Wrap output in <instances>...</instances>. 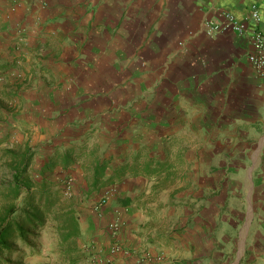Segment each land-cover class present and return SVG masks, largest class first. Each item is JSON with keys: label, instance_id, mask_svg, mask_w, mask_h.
I'll return each mask as SVG.
<instances>
[{"label": "crops", "instance_id": "crops-1", "mask_svg": "<svg viewBox=\"0 0 264 264\" xmlns=\"http://www.w3.org/2000/svg\"><path fill=\"white\" fill-rule=\"evenodd\" d=\"M225 11L244 34L206 32ZM255 28L264 34V0H0V84L35 85L23 108L65 137L69 166L78 130L107 138L106 151L83 146L105 154L90 166L106 159L102 181L148 160L194 172L157 195L163 174L86 188L82 207L71 208L74 241L99 264H264V70L247 59ZM162 152L178 156L157 159ZM206 152L239 154L245 176L224 170L206 192Z\"/></svg>", "mask_w": 264, "mask_h": 264}, {"label": "rangeland", "instance_id": "rangeland-1", "mask_svg": "<svg viewBox=\"0 0 264 264\" xmlns=\"http://www.w3.org/2000/svg\"><path fill=\"white\" fill-rule=\"evenodd\" d=\"M1 80L0 76V81ZM33 88H35L34 84H0V110L2 112L0 118V137L3 138L0 147L20 150L24 146H29L34 152L29 172L31 175L37 176V172H39V169L43 163L47 161L49 156L57 152L63 153L68 149V145L64 136L61 138L57 136L58 134L55 133V128L52 126L51 122H45L43 118H36L39 116L37 113V116H32L27 106L25 109L23 108V102L31 99L32 96L34 100L35 89ZM35 99L38 100L39 98L36 97ZM72 132L70 136L76 138L74 142L70 143V145L75 146V165L63 166L62 163H58L53 169L45 171V175L57 183L56 188L61 194V206L64 208L77 209L78 207H82L83 200L80 199V197H84L86 188H90L87 177L91 173L90 166L93 163L94 157H105V154L102 156V153H96L94 155L92 152H87L86 148L83 147L84 142H87L85 143L87 148L88 146L94 147L96 151L98 149L106 151L108 144L107 138H99L98 141H94L96 140V136L88 135L83 139L80 138L82 133L76 134L79 132L78 130H72ZM78 136L79 138H77ZM77 139L79 143L76 141ZM149 139L153 140L152 138ZM158 144L160 143L158 142ZM140 155L143 159L148 157L146 151L142 152ZM191 155L192 154H187V157H191ZM238 155L239 154L236 153L233 155H226L230 156L232 159L230 165H233V168L223 167L224 161L221 160L226 159V156L222 154L215 155L206 152V154L202 155L206 158V192L209 191L210 186L208 181L211 178L217 179L219 177H225L223 174L224 170L226 174L230 176H245L244 169L240 170L235 168L238 164L235 158L241 157ZM157 156L159 160H175L178 155L162 152L158 153ZM110 170H107V173ZM192 171L191 169H184V165L178 162L174 169H166L163 171V173H161L163 174V177L161 176L162 178L153 180L154 185L151 187L152 193L157 195L160 193L161 189H170L171 187L177 186L175 181L178 180L179 182L185 179L187 175H194ZM2 172V162L0 161V181L4 178ZM188 172L192 173L187 174ZM199 173L200 171L196 170V174ZM183 187H186V185ZM107 199L108 195L104 193L103 196L96 200L94 206L103 204ZM83 242L85 241L76 238L73 245L64 244L61 246L59 244V236L55 231V222L48 219L45 225L37 230L35 237L29 239L30 246H24L20 241H16L14 243V251L11 253H3L1 261L3 264H7L6 262L12 264H99L91 257L89 245ZM77 245L79 247H77ZM64 248H70L69 252L65 253L63 250ZM71 261H74V263Z\"/></svg>", "mask_w": 264, "mask_h": 264}, {"label": "trees", "instance_id": "trees-1", "mask_svg": "<svg viewBox=\"0 0 264 264\" xmlns=\"http://www.w3.org/2000/svg\"><path fill=\"white\" fill-rule=\"evenodd\" d=\"M1 115L0 110V118ZM2 141L3 138L0 137V143ZM0 152L4 176L0 181V264H3L1 261L3 253L14 251L16 241H20L24 246H30L29 239L35 237L37 230L44 226L48 219L55 222L59 244L73 245L78 233L77 218L71 208L61 206V194L56 188L57 183L45 175V171L53 169L58 163L68 166L73 161L70 150L66 149L63 153L57 152L49 156L37 172V176L29 172L34 154L29 146H24L20 150L0 147ZM106 167L105 158L94 162L87 177L90 188L107 184L125 173L158 176L167 169L165 164L159 162L154 164L148 160L141 168L137 163L132 167L121 165L102 181ZM63 250L68 253L70 248Z\"/></svg>", "mask_w": 264, "mask_h": 264}, {"label": "built area", "instance_id": "built-area-1", "mask_svg": "<svg viewBox=\"0 0 264 264\" xmlns=\"http://www.w3.org/2000/svg\"><path fill=\"white\" fill-rule=\"evenodd\" d=\"M223 21L212 20L206 22V32L213 34L216 32L231 30L238 35L244 34L247 30L243 22L239 21L233 14L228 11L221 13ZM249 17L257 22L259 20V13L255 6L252 7ZM252 43V50L248 53L247 59L251 66L258 71L264 70V34L260 29H253L250 34ZM109 227L114 231L117 227L116 223H111ZM117 245L112 246V250H117Z\"/></svg>", "mask_w": 264, "mask_h": 264}]
</instances>
